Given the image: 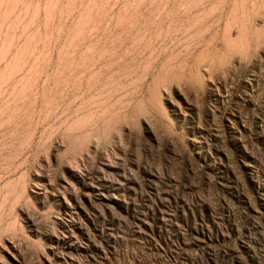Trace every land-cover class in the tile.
<instances>
[{
    "label": "rangeland",
    "instance_id": "374dc122",
    "mask_svg": "<svg viewBox=\"0 0 264 264\" xmlns=\"http://www.w3.org/2000/svg\"><path fill=\"white\" fill-rule=\"evenodd\" d=\"M0 264H264V0H0Z\"/></svg>",
    "mask_w": 264,
    "mask_h": 264
}]
</instances>
